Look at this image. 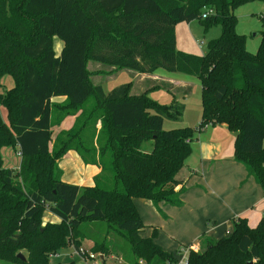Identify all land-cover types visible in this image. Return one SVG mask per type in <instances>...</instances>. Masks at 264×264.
Wrapping results in <instances>:
<instances>
[{
    "label": "trees",
    "instance_id": "1",
    "mask_svg": "<svg viewBox=\"0 0 264 264\" xmlns=\"http://www.w3.org/2000/svg\"><path fill=\"white\" fill-rule=\"evenodd\" d=\"M252 1L264 4L0 0V81L9 75L14 82L0 93L8 122L3 124L0 115V149L19 153L17 171L4 168L0 154V258L20 261L14 250L23 249L25 264H50L48 255L69 242L77 251L83 239L95 241L81 224L105 221L107 234L123 237L129 249L116 246L115 234L110 241L104 238L103 250L117 253L123 264H176L175 256L154 242L155 230L148 238L141 235L144 224L133 199L180 205V172L194 133L208 124H226L236 134L234 157L264 191V10L256 53L245 48V37L235 30L234 11ZM208 10L211 14L202 18ZM193 20L205 31L220 28L201 56L175 48V26ZM55 37L62 42L59 55ZM88 61L138 73L162 69L196 77L201 86L199 125L165 130L164 118H179L184 110L176 97L169 105L160 104L147 91L130 94L131 82L105 92L90 81ZM59 96L64 100H51ZM74 115L80 119L77 130L73 125L60 130L52 148V125ZM88 125L98 132L94 141L85 138ZM69 150L100 168L92 186L62 181L58 162ZM45 209L59 222L42 227ZM203 241L199 251H189L186 264H264V216L253 228L236 219L229 236ZM100 247L93 252L101 253ZM101 254L100 264H108Z\"/></svg>",
    "mask_w": 264,
    "mask_h": 264
},
{
    "label": "crops",
    "instance_id": "2",
    "mask_svg": "<svg viewBox=\"0 0 264 264\" xmlns=\"http://www.w3.org/2000/svg\"><path fill=\"white\" fill-rule=\"evenodd\" d=\"M175 74L157 76L156 73H144V76L154 83L152 86L158 84L156 86L171 93L174 90L189 92V79ZM51 100L61 102L64 97ZM72 120L73 116H67L57 128L69 129ZM235 135L221 123L207 126L193 138L191 153L179 175L183 181L180 205L164 202L154 205L150 200L133 199L144 224L143 237H150L155 230L154 242L174 255L191 245L199 249L203 239L230 235L236 219H244L251 228L259 223L264 216V191L245 166L235 159ZM58 164L62 181L79 186H92L94 177L100 172L98 166L83 163L74 150L65 153ZM48 214L51 222H59L58 217ZM149 227L151 230L145 235V228Z\"/></svg>",
    "mask_w": 264,
    "mask_h": 264
},
{
    "label": "rangeland",
    "instance_id": "3",
    "mask_svg": "<svg viewBox=\"0 0 264 264\" xmlns=\"http://www.w3.org/2000/svg\"><path fill=\"white\" fill-rule=\"evenodd\" d=\"M263 10H264V4L262 2L252 1V2H248V3H245L237 7L236 10L234 11V14L237 19L235 30L237 33L245 37V48L251 53L257 52L260 42H261L262 24H261L259 16ZM219 34H220V28L218 26L210 27L207 31H205L203 25L197 20H193L190 23L181 22V23H178L174 28L175 48L176 50L190 53L195 56H201L206 51L207 43L211 39L218 37ZM60 46H62V42L57 37H55L54 38V51L56 54L59 53ZM87 69L90 72L89 74L90 81L93 84H100L105 92L109 91L113 87L119 86L124 83L131 82L132 87H131L130 93L138 94L140 92L143 93L147 91L148 96L152 100H155L160 104L169 105L174 99V96H177L176 100L184 105V110L180 114L179 118H174V119L164 118L163 128L165 130L175 129V128H185V127L194 129V127L197 126L200 122L201 86H200L199 80L196 77L188 76L185 74H175V75H179L180 77L189 79V82H190L189 92H182L180 90H174L173 91L174 93H171L165 90V88H160V87L152 88L153 86H156L158 84L152 86V84L154 83H152L151 80L146 79L145 77L146 75L144 76V73H138V72H134L128 69L127 70L126 69H116L115 67L105 66V65L95 63L92 61L87 62ZM155 73L157 76L158 75L159 76H165V75L174 76L170 73H166L162 69H158L155 72L148 73V74L155 75ZM10 82H13V79L9 75L4 76L1 79L0 93H3L6 90H9L12 84ZM159 82H161L160 85H163L162 81H159ZM90 103L91 101H89L88 105ZM57 114H54L52 116L53 123L55 119L58 117ZM0 115H1L2 123L7 125L8 122L6 118V109L3 106H0ZM73 117H74V120H72L73 122H71V124L73 125V132H75L80 124V119L79 118L77 119V116L75 115ZM75 119H77V121H75ZM58 126L60 125L53 124L51 127V133H52L51 147L58 145L59 139H55L57 133L60 131L57 128ZM98 127H99V123H97L96 125V128ZM92 128L93 127H91V125L90 126L88 125V127L86 128V131H85V133H87L85 134L86 139L88 137H90L91 139L93 137H96V135L98 137V134H97L98 132H95L94 129ZM61 130H68V129H61ZM198 132L199 131H196L194 133V137L198 135ZM91 140L94 141L93 139ZM193 145H191V147ZM263 146H264V141H263ZM0 154L2 156V165L4 168H8L13 171L18 170L19 155H18L17 150L12 149L10 147H2L0 149ZM143 200H147V199H143ZM48 212L49 211L45 209L41 215V219H42L41 226L42 227H44L48 223H57V222L50 221ZM88 222L89 221L85 222L84 224H81V229L85 231L86 233H88L93 239H95V241L92 239H83L80 242V247H82L86 251L92 252L95 256V260L99 264H100L99 261L103 258V255L101 253L105 254L106 263L123 264V262L121 261L117 253L115 252L106 253L105 250H103V247L105 246V245H102L105 242L104 238H107V240L110 241V238L112 239L116 233L112 231L109 234H107V229L109 230L108 228L109 226L105 221H98V222L95 221L91 223H88ZM149 228L147 229L145 228V235H146V232H148V230H151V227ZM114 241H115L114 243L116 244V246H119L122 251H124L123 249H126L125 250L126 252L128 251L129 246L123 237L117 235V237L115 236ZM72 243L73 242H69L68 247L61 248L57 251L51 252L48 255V261L50 262V264H64V263L92 264L91 260H88L86 258L84 259L83 255L81 256L77 253ZM200 244H202V241L200 242ZM203 244H204V241H203ZM93 247L102 248V250L100 251L101 253L93 252L94 251ZM200 249H201V246L199 247L197 251H199ZM182 253L183 251L180 254H177V253L174 254L175 256L174 258L176 259V264H182L180 263L181 258H182ZM18 254H22L25 258V261H21L19 258H17ZM14 255L16 259L20 261H8L3 258H0V264H25L27 262V254L25 250L15 249ZM138 262H140V264L144 263L143 260H139ZM250 263L252 264L253 261H250Z\"/></svg>",
    "mask_w": 264,
    "mask_h": 264
},
{
    "label": "built area",
    "instance_id": "4",
    "mask_svg": "<svg viewBox=\"0 0 264 264\" xmlns=\"http://www.w3.org/2000/svg\"><path fill=\"white\" fill-rule=\"evenodd\" d=\"M211 12H212L211 10H208V11L202 13V18L207 17L209 14H211ZM209 125H210V124L198 128V131H201V130L205 129V128H206L207 126H209ZM187 142H189V140H187ZM18 155H19V153H18ZM191 250H192V251H197L198 248H197L196 246L191 245V246L187 247L185 250H183L182 258H181L180 263H182V264H186V263H187L188 253H189V251H191ZM77 253H78L79 255H81V256L83 255V256H84V259L86 258V259H88V260H91V261H92V264H99V263L95 260V256H94V254H93L92 252H90V251H86L85 249H83V248L81 247L79 250H77ZM99 262H100V261H99Z\"/></svg>",
    "mask_w": 264,
    "mask_h": 264
},
{
    "label": "water",
    "instance_id": "5",
    "mask_svg": "<svg viewBox=\"0 0 264 264\" xmlns=\"http://www.w3.org/2000/svg\"><path fill=\"white\" fill-rule=\"evenodd\" d=\"M17 258H19L21 261H25V258L22 254H18ZM249 264H251V263L249 262Z\"/></svg>",
    "mask_w": 264,
    "mask_h": 264
}]
</instances>
